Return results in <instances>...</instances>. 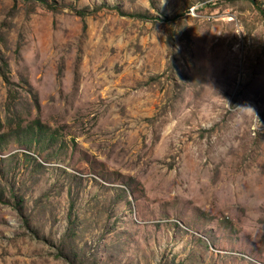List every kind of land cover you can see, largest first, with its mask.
I'll use <instances>...</instances> for the list:
<instances>
[{
  "label": "rangeland",
  "instance_id": "rangeland-1",
  "mask_svg": "<svg viewBox=\"0 0 264 264\" xmlns=\"http://www.w3.org/2000/svg\"><path fill=\"white\" fill-rule=\"evenodd\" d=\"M0 264H264V0H0Z\"/></svg>",
  "mask_w": 264,
  "mask_h": 264
},
{
  "label": "trees",
  "instance_id": "trees-1",
  "mask_svg": "<svg viewBox=\"0 0 264 264\" xmlns=\"http://www.w3.org/2000/svg\"><path fill=\"white\" fill-rule=\"evenodd\" d=\"M83 15V14H82ZM85 17V16H84ZM132 18H139V19H143V20H145V19H149V17H147V16H143V15H134V16H131Z\"/></svg>",
  "mask_w": 264,
  "mask_h": 264
}]
</instances>
